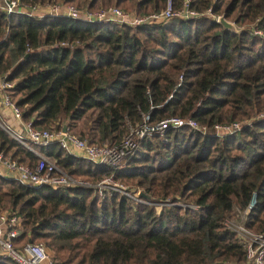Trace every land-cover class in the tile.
<instances>
[{"label":"trees","instance_id":"obj_1","mask_svg":"<svg viewBox=\"0 0 264 264\" xmlns=\"http://www.w3.org/2000/svg\"><path fill=\"white\" fill-rule=\"evenodd\" d=\"M95 12L111 5L138 17L168 0H19ZM186 0H171L185 13ZM196 16L137 25L66 15L8 13L0 6V77L37 129L77 132L117 145L150 122L193 118L146 137L119 165L68 153L57 141L27 146L0 125V151L35 167L42 155L91 186H28L0 174V212L17 215V246L43 244L58 264H249L236 216L264 233V0H189ZM208 10L211 12L208 14ZM224 17L240 31L227 30ZM167 101V102H166ZM242 123L215 133L217 124ZM76 134V133H75ZM140 193L100 195L106 177ZM192 206H196L194 208ZM0 264H14L1 256ZM264 264V263H263Z\"/></svg>","mask_w":264,"mask_h":264},{"label":"built area","instance_id":"obj_2","mask_svg":"<svg viewBox=\"0 0 264 264\" xmlns=\"http://www.w3.org/2000/svg\"><path fill=\"white\" fill-rule=\"evenodd\" d=\"M6 10L8 13L26 12L30 10L32 13L40 9V7L25 6L19 0H5ZM189 0L185 1V13H175L172 10L171 0H168L167 8L161 13H154L145 17H137L123 11L117 6H110L105 9L95 12H81L76 7L71 5H53L48 8V13L56 15H66L86 21H116L120 23H128L131 25L142 24L146 22H158L168 20L176 15L196 16L197 13L188 10ZM23 10V11H22ZM211 10H208V14ZM31 13V14H32ZM44 15V14H43ZM40 15V16H43ZM220 16L216 20H220ZM0 125L17 141L34 149L30 146V142L35 144H49L52 141H57L60 146L68 153L83 157L87 160L99 163L110 164L113 166L119 165L128 155L132 154L138 146V142L149 136L163 135L171 128H179L190 126L193 129L207 131L206 127H201L193 118H183L172 116L170 118L161 119L157 122H150V112L144 118V121L133 128L129 135L119 144L110 145L104 143L102 145L90 143L87 139L72 133L48 129H37L32 126V123L24 122L22 118V110L15 104L7 93V89L12 87V83L5 81L0 77ZM8 113H11V119L8 118ZM16 121L15 124L13 121ZM242 123L235 122L231 124H217L215 133L224 135L240 130ZM41 161L35 166L30 167L19 161L6 157L0 151V164L5 167V172L1 173L6 177H11L24 185L28 186H44L50 185L53 187H77L91 186L92 184L84 180H79L65 173L53 160L38 154ZM99 189L100 195H103L107 189H115L130 196L136 201L144 202L140 197L141 194L132 193L128 188H125L119 182L109 176L101 180L95 185ZM256 203L254 195L247 209V212ZM197 208L196 206H192ZM243 217L245 215H242ZM243 224V225H238ZM228 222V227L231 228L238 236L243 244L249 264L264 263V236L259 233L248 230L247 226L241 223ZM22 221L15 215L6 211L0 212V253L1 256L10 259L14 264H58L53 258L51 252L46 246L40 243L27 242L22 246H17L15 239L22 233Z\"/></svg>","mask_w":264,"mask_h":264},{"label":"rangeland","instance_id":"obj_3","mask_svg":"<svg viewBox=\"0 0 264 264\" xmlns=\"http://www.w3.org/2000/svg\"><path fill=\"white\" fill-rule=\"evenodd\" d=\"M111 6H113V5H111ZM49 7H51V6H49ZM49 7H47V8H49ZM5 8H6V7H5ZM119 8H120V7H119ZM121 9H122V8H121ZM122 10H123V9H122ZM22 11H23V10H22ZM123 11H125V10H123ZM26 12H28V13H30V14L32 13L30 10H27ZM125 12L134 15V17L136 16L135 13H133V12H128V11H125ZM32 14H33V15H36V11L33 12ZM137 17H138V16H137ZM237 28H238V26H237ZM67 132H69V131H67ZM74 133H76L77 135H79L77 132H74ZM49 159H50V158H49ZM120 184H121V183H120ZM122 185L125 186V188H128V187H129L128 185H126V184H124V183H123ZM246 213H247V210L244 211L242 215H246ZM244 218H245V217L242 216V222L245 224V222H244ZM229 222H232V223L235 222V223H237V224H238V223H241V221L238 220V217H237V216H236L234 219L230 220ZM238 225H243V224H238ZM247 228H248V227H247ZM249 229H250V228H248V230H249ZM250 230L253 231L252 229H250ZM250 230H249V231H250ZM253 232H255V231H253ZM255 233H256V232H255ZM259 234H262V235L264 236V233H259Z\"/></svg>","mask_w":264,"mask_h":264},{"label":"crops","instance_id":"obj_4","mask_svg":"<svg viewBox=\"0 0 264 264\" xmlns=\"http://www.w3.org/2000/svg\"><path fill=\"white\" fill-rule=\"evenodd\" d=\"M0 6L2 7V8H5L6 7V3H5V0H0ZM47 11H48V8L47 7H40V9H38V10H36V15H43V14H45V13H47ZM0 83H1V80H0ZM11 113H8V118L9 119H11ZM15 124H17L16 123V121L14 120L13 121ZM5 167L3 166V165H1L0 164V174L1 173H4L5 172Z\"/></svg>","mask_w":264,"mask_h":264},{"label":"water","instance_id":"obj_5","mask_svg":"<svg viewBox=\"0 0 264 264\" xmlns=\"http://www.w3.org/2000/svg\"><path fill=\"white\" fill-rule=\"evenodd\" d=\"M219 22L225 27V29L227 30H232L234 32H238L240 31L238 28H237V25L233 22H230L228 20H226L224 17H221ZM167 102V101H166ZM68 131V127L67 125L64 126L63 128V132H67ZM32 242V241H30Z\"/></svg>","mask_w":264,"mask_h":264}]
</instances>
